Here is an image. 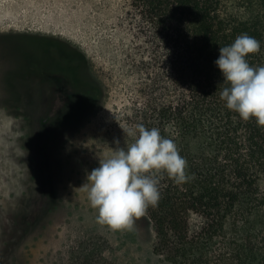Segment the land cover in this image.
I'll use <instances>...</instances> for the list:
<instances>
[{"label":"rangeland","instance_id":"obj_1","mask_svg":"<svg viewBox=\"0 0 264 264\" xmlns=\"http://www.w3.org/2000/svg\"><path fill=\"white\" fill-rule=\"evenodd\" d=\"M55 40L94 104L46 97L40 77L76 61ZM160 48L133 0H0V264H168L144 215L114 230L88 199L91 170L171 96Z\"/></svg>","mask_w":264,"mask_h":264},{"label":"trees","instance_id":"obj_2","mask_svg":"<svg viewBox=\"0 0 264 264\" xmlns=\"http://www.w3.org/2000/svg\"><path fill=\"white\" fill-rule=\"evenodd\" d=\"M133 5L159 39L171 87L169 100L145 111L140 124L173 139L188 164L182 184L160 175L161 198L144 214L155 235L153 254L168 264H264V126L226 108L220 92L227 82L214 65L219 47L246 33L261 45L246 59L264 66V0ZM71 50V66L86 65ZM191 215L201 219L196 230Z\"/></svg>","mask_w":264,"mask_h":264},{"label":"clouds","instance_id":"obj_3","mask_svg":"<svg viewBox=\"0 0 264 264\" xmlns=\"http://www.w3.org/2000/svg\"><path fill=\"white\" fill-rule=\"evenodd\" d=\"M260 48L255 37L241 34L230 45L219 47L214 65L227 82L220 92L226 108L264 126V66L252 67L246 59ZM136 127L138 134L133 143L118 147L111 158L89 173L90 205L97 210L99 222L114 230L130 229L134 218L158 204L161 174L166 173L177 184L189 178L187 160L173 139L161 135L156 127ZM114 143L121 144L118 139Z\"/></svg>","mask_w":264,"mask_h":264},{"label":"flooded vegetation","instance_id":"obj_4","mask_svg":"<svg viewBox=\"0 0 264 264\" xmlns=\"http://www.w3.org/2000/svg\"><path fill=\"white\" fill-rule=\"evenodd\" d=\"M79 65L80 66L74 65L65 67L61 72L53 71L44 73V75L40 77V82L45 86L46 97L53 100L69 101L78 99L80 95L86 98L84 101H87V99L89 101L94 100L93 94L88 92V95H84L79 92L81 89L78 87H81L82 84L80 82V79L83 78L82 73H87L85 69L86 65L82 62H80ZM86 84L89 85V83ZM90 88H93V86H90ZM95 100L97 101L96 98Z\"/></svg>","mask_w":264,"mask_h":264}]
</instances>
